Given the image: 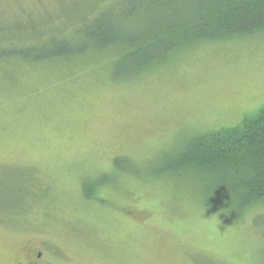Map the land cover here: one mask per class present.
I'll list each match as a JSON object with an SVG mask.
<instances>
[{
    "label": "rangeland",
    "instance_id": "rangeland-1",
    "mask_svg": "<svg viewBox=\"0 0 264 264\" xmlns=\"http://www.w3.org/2000/svg\"><path fill=\"white\" fill-rule=\"evenodd\" d=\"M101 4L0 0V39L70 35ZM229 41L128 83L98 57L0 76V264H264L262 216L208 212L201 185L165 169L264 106V32Z\"/></svg>",
    "mask_w": 264,
    "mask_h": 264
},
{
    "label": "trees",
    "instance_id": "trees-1",
    "mask_svg": "<svg viewBox=\"0 0 264 264\" xmlns=\"http://www.w3.org/2000/svg\"><path fill=\"white\" fill-rule=\"evenodd\" d=\"M101 1L90 20L78 19L70 35L25 34L23 41L31 43L0 39V76L15 78L30 65L85 70L98 57L113 81L128 83L194 44L264 32V0ZM165 169L201 185L197 193L206 211L233 221L250 215L264 219V106L235 126L194 135ZM103 183H85L88 197Z\"/></svg>",
    "mask_w": 264,
    "mask_h": 264
},
{
    "label": "flooded vegetation",
    "instance_id": "flooded-vegetation-1",
    "mask_svg": "<svg viewBox=\"0 0 264 264\" xmlns=\"http://www.w3.org/2000/svg\"><path fill=\"white\" fill-rule=\"evenodd\" d=\"M40 255H41V252H38V253H37V257H39Z\"/></svg>",
    "mask_w": 264,
    "mask_h": 264
}]
</instances>
